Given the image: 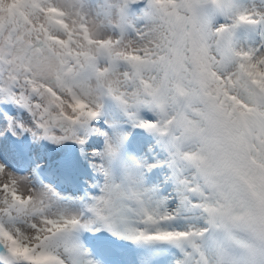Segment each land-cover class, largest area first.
I'll use <instances>...</instances> for the list:
<instances>
[{"label":"snow or ice","instance_id":"6c2138e0","mask_svg":"<svg viewBox=\"0 0 264 264\" xmlns=\"http://www.w3.org/2000/svg\"><path fill=\"white\" fill-rule=\"evenodd\" d=\"M0 264H264V0H0Z\"/></svg>","mask_w":264,"mask_h":264}]
</instances>
